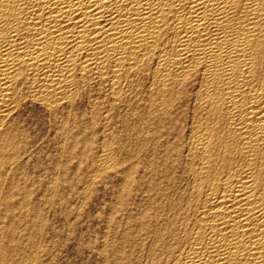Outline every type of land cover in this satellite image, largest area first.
Masks as SVG:
<instances>
[{
    "label": "bare ground",
    "instance_id": "bare-ground-1",
    "mask_svg": "<svg viewBox=\"0 0 264 264\" xmlns=\"http://www.w3.org/2000/svg\"><path fill=\"white\" fill-rule=\"evenodd\" d=\"M35 104L62 148L103 135L101 264H264V0H0V264L60 199L25 177Z\"/></svg>",
    "mask_w": 264,
    "mask_h": 264
},
{
    "label": "rangeland",
    "instance_id": "rangeland-1",
    "mask_svg": "<svg viewBox=\"0 0 264 264\" xmlns=\"http://www.w3.org/2000/svg\"><path fill=\"white\" fill-rule=\"evenodd\" d=\"M45 113V110L36 104L34 106L27 105L26 109L24 108L22 110L23 117L25 118L24 121L31 132L30 139L31 141L37 140L36 146L28 148L29 158H27L26 166L24 167L25 177L30 180L31 186L35 187V189L39 188V193L43 188L44 181L58 179L62 183L58 188V196L56 195L55 200L57 201L59 198H62L63 200L59 199L57 202L58 204L54 206L55 208L49 207L48 209V206H45L44 204L41 205V216L46 219L45 221L48 223V230L46 233L47 235L45 234L46 236H43L45 241L38 237L39 240H37V244L41 245V248L39 246L38 250H43L41 251V256H39L34 264H38L37 262H39V264H98V262H100L101 264L103 254L101 256L102 252L100 244L101 241H103L104 236L101 234H104L106 230L104 224L106 223V220L103 219H106L104 217H107L108 212L106 211H108L109 201H111L109 198L110 195H107L109 194L108 190L110 187L108 186L110 185L108 183L105 185V181L108 182V176H114L112 175L113 171L108 173L102 171L97 174V165L93 164L97 160V158L95 159V155L98 157V155H100L99 153H101L102 149L99 150L97 148L103 135L101 134V131H97L96 129L92 130L93 135L91 131H88L87 134L88 136H91L94 143L85 151L86 155H80L78 152H81L83 149L82 146L75 148H62V146H60L58 142H63V139L60 138V134H56L54 130H51L50 118H47V114ZM77 118V121L79 122L83 119L82 116L81 118L80 116ZM89 133H91V135ZM118 137L120 138L119 135L112 134L109 135V140L116 143V140H119ZM38 146L40 147L38 148ZM118 152L119 151L114 149L113 158L111 157V154L110 162L108 164H114L116 166L118 164L117 167H120L123 155L121 157L122 153ZM114 159L115 161L113 162ZM94 172L97 174L95 175L96 179L95 176L93 177ZM100 173L103 175H99ZM90 176L92 178H90ZM87 179H89V181H93L94 179V183H96L91 185V190L88 189ZM33 180L39 181L41 184L39 185V182H35L38 184L37 186ZM69 186H74L72 187L73 191L69 189ZM77 192L79 193L77 194ZM63 202L64 204L61 206ZM63 212L65 215L67 214V218L63 217L65 216L63 215ZM48 214L50 215L47 216ZM48 217L49 219H47ZM55 233H58V235L60 234V236ZM42 243L47 246H43ZM37 244L36 246L38 247ZM31 249L32 248L30 247L29 251L26 252L30 253ZM45 249L48 250L46 252L49 253L44 252ZM43 254H45L44 258ZM40 258H42V262ZM16 263L22 264V261Z\"/></svg>",
    "mask_w": 264,
    "mask_h": 264
}]
</instances>
